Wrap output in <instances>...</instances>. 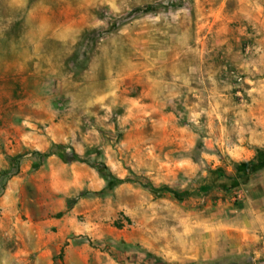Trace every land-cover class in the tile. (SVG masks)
Masks as SVG:
<instances>
[{"label": "rangeland", "instance_id": "374dc122", "mask_svg": "<svg viewBox=\"0 0 264 264\" xmlns=\"http://www.w3.org/2000/svg\"><path fill=\"white\" fill-rule=\"evenodd\" d=\"M48 262L264 264V0H0V264Z\"/></svg>", "mask_w": 264, "mask_h": 264}, {"label": "trees", "instance_id": "16d2710c", "mask_svg": "<svg viewBox=\"0 0 264 264\" xmlns=\"http://www.w3.org/2000/svg\"><path fill=\"white\" fill-rule=\"evenodd\" d=\"M38 155H40L41 157H43V158H47V157H49V156H51L52 155V152H46V153H40V152H38L37 153ZM75 158H77V157H75ZM101 170V172L103 173V174H106V175H108V176H110V177H112V178H115V181L117 182V183H123V182H125L124 180H122V179H118V178H116V177H114L113 175H112V173L110 172V170L108 169V167L107 166H103V169H100ZM145 186H147L150 190H152L153 192H168V193H171L174 197H176V198H182L183 197V193L182 192H180L179 190H177V189H174V188H171V187H169V186H161V187H155L154 185H152V184H145Z\"/></svg>", "mask_w": 264, "mask_h": 264}, {"label": "crops", "instance_id": "0c3cea01", "mask_svg": "<svg viewBox=\"0 0 264 264\" xmlns=\"http://www.w3.org/2000/svg\"><path fill=\"white\" fill-rule=\"evenodd\" d=\"M48 264H50V263L48 262Z\"/></svg>", "mask_w": 264, "mask_h": 264}]
</instances>
